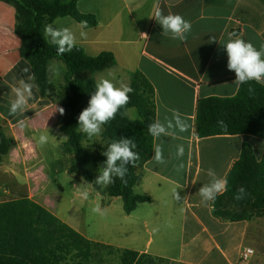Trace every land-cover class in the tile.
<instances>
[{
    "label": "crops",
    "instance_id": "1",
    "mask_svg": "<svg viewBox=\"0 0 264 264\" xmlns=\"http://www.w3.org/2000/svg\"><path fill=\"white\" fill-rule=\"evenodd\" d=\"M157 4L164 14H180L191 23L186 41L161 35L162 27L152 19ZM77 7L83 14L94 15L97 26L81 29L70 17L59 18L52 24L57 28H70L76 34V46L88 56L98 57L104 53L114 56L116 66L95 74V80L111 72L115 82L129 84L133 74L141 72L154 88L156 121L166 127L169 123L172 125L166 135L154 137V147L161 146L164 163L157 164L152 159L153 148L151 159L143 166L141 182L134 189L135 194L148 197L149 202L139 204L130 215L124 212L123 222L128 228L125 234L132 243H124L127 240H122L123 243L94 241L145 253L167 264H264V216L231 222L215 216L213 202L204 205L198 195L199 188L211 179L207 174L209 169L227 179L243 145L247 144L245 136L199 139L195 132L197 101L210 97L231 98L240 87L233 83L235 72L227 68L223 44L235 34L258 50L264 47V0H77ZM13 9L0 3V85L11 92L21 77L26 78L22 69L30 68L19 55L21 42L15 34L16 12ZM81 30L86 32V37L80 36ZM52 66L64 70V65L57 60L50 62L49 70ZM33 92L34 98L28 102L24 116H10L9 102L14 94L7 96L6 92H0V102H6V112L0 111V127L13 140L10 153L0 162V184L4 185L0 188V196L6 184L20 183L21 177L29 180L36 177L33 172L23 176L13 167L27 168L36 159L43 161L36 138L39 134L58 133L69 116L65 100L43 99L36 88ZM57 106L65 109L64 115L55 112ZM177 117L186 130H180ZM19 119L26 121L24 129L18 126ZM58 140L64 155L70 156L64 146L67 138L59 137ZM254 140L260 146L259 155L253 144L248 145L261 159L264 140ZM178 146H183V156L176 155ZM202 149L219 156L204 162ZM174 188L186 198L184 203L183 200L181 203L173 201L171 191ZM24 197L41 205L32 190ZM117 199H107L103 206L109 209ZM143 207L145 209L137 214ZM141 225L158 229V243L163 244L153 247L149 240L146 246L139 247L135 243L134 229ZM244 248L255 252L246 262L240 258Z\"/></svg>",
    "mask_w": 264,
    "mask_h": 264
},
{
    "label": "trees",
    "instance_id": "2",
    "mask_svg": "<svg viewBox=\"0 0 264 264\" xmlns=\"http://www.w3.org/2000/svg\"><path fill=\"white\" fill-rule=\"evenodd\" d=\"M15 9V34L19 37L20 58L26 61L34 74L38 95L43 99L65 100L69 116L60 130L67 136L64 144L72 156L68 174L76 175L90 184L98 176V169L105 162L102 153L113 140L134 139L140 159L136 166H128L125 177L106 187L105 194L121 198L127 215L149 198L135 194V187L142 179L143 166L151 159L154 136L148 133V125L156 121L154 88L141 72H136L129 85L131 102L120 109L116 118L103 126L102 145L89 153L84 142L86 135L78 128V116L88 106L95 91V74L116 66L112 54L104 53L90 57L80 46H75L63 55L57 54L55 45L44 38V28L59 18L70 17L80 24L87 20L88 27H96L94 15L83 14L77 0H0ZM57 60L64 64L63 86L58 92L51 81L49 64ZM135 109L138 120L127 117V111ZM223 121V124L219 123ZM195 132L199 139L216 136H251L264 140V85L255 81L242 84L231 98H202L197 101ZM13 140L0 127V162L12 148ZM227 188L213 202L215 216L231 221H251L264 216V152L261 159L253 148L244 144L238 161L227 179ZM243 186L244 199L234 196ZM120 254L121 264H167V261L136 251L117 249L85 238L82 234L61 221L52 212L28 197L0 203V264H89L98 256L99 249ZM76 261V262H75Z\"/></svg>",
    "mask_w": 264,
    "mask_h": 264
},
{
    "label": "clouds",
    "instance_id": "3",
    "mask_svg": "<svg viewBox=\"0 0 264 264\" xmlns=\"http://www.w3.org/2000/svg\"><path fill=\"white\" fill-rule=\"evenodd\" d=\"M161 27V35L170 37L171 39L186 41L187 34L191 31L192 25L186 21L182 15L168 13L164 14L163 9L157 4L154 7L153 17ZM88 27L87 20L80 22V28L85 29ZM44 38L48 43L55 45L58 55H63L71 51L76 46V34L67 27L57 28L53 24H47L44 28ZM148 37L146 33L141 34ZM81 37H86V32L81 30ZM232 34L223 47L227 53V68L235 72L234 84L239 87L242 84L250 81H255L258 84L264 85V47L257 49L251 42H246L240 37H235ZM215 40V37H212ZM22 73L26 74V78L21 77L16 86L12 89L14 98L9 102V115L10 116H24L27 110L28 102L34 98L33 89L37 88L34 83L35 76L30 73L29 67H24ZM116 78L113 73L108 76H101L95 80V91L91 94L88 101V106L84 108L78 116V128L86 134L89 138L100 136L103 132V126L116 118L120 109L125 108L130 102V93L134 89L126 83L115 82ZM61 115L65 114V109L56 107V111ZM219 123L223 124V121ZM177 124L180 125V130H186L185 126L180 124L177 117ZM18 126L24 129L26 121L24 119L18 120ZM172 125L169 123L167 127L159 121H153L148 125V133L154 137L166 135L168 128ZM48 135H40L38 143L40 145L46 144ZM137 145L134 139L120 138L113 140L107 145L106 150L102 153L106 157L105 162L98 169V176L94 183L102 187H107L119 178L123 183H127L125 177L128 173V166H136V161L140 159L139 153L135 151ZM183 146H178L176 155L183 156ZM152 159L157 164L164 163L163 151L158 144L154 147V156ZM208 176L211 178L209 183L203 184L198 190V195L201 197V203L207 205L209 202H214L218 195L226 191L227 181L218 177L214 170H208ZM84 199L88 198L87 191L81 192ZM246 190L241 186L237 190L234 199L237 201L244 199ZM171 197L176 203H184L186 198H182L177 189L171 191ZM101 216L106 215L107 210L102 209L97 204L93 210ZM158 231V229H154ZM249 252L252 249L248 250Z\"/></svg>",
    "mask_w": 264,
    "mask_h": 264
},
{
    "label": "rangeland",
    "instance_id": "4",
    "mask_svg": "<svg viewBox=\"0 0 264 264\" xmlns=\"http://www.w3.org/2000/svg\"><path fill=\"white\" fill-rule=\"evenodd\" d=\"M58 62L64 65L62 62ZM63 67L64 70H61L52 66L50 70L51 81L58 92L63 86L65 66ZM0 92L2 94L6 92L7 96L13 95L12 92L3 85H0ZM6 95H4L3 99H6ZM5 103V100L3 104L0 102V111L3 113L6 112ZM126 114L131 120L139 119L135 109L128 110ZM53 120L55 119L53 118L52 121ZM58 133L53 132L49 135L48 141L44 145L38 143L39 137L36 138L39 152L44 158L43 161L36 159L29 163V167L27 168L13 167L15 172L23 176L27 173L29 174V172H33L36 174V177L30 180L29 178L21 177L20 183L6 184L5 189H3V191L6 192H1L0 203L17 199L21 196H29V190H32L36 195L35 199L39 201L42 206L47 208L61 221L77 230V232L82 234L85 238L93 241L97 240L111 243H123L122 240H127L124 243H132V239L128 240L129 236L125 234V232H128V228L123 222L125 214L122 199L118 198L115 200L112 207L108 209L103 206L105 201L111 198L105 194L106 187L90 184L76 175L68 174V169L72 164V156L66 157L64 155L62 151L63 147L58 139L59 137L67 138V136L61 130H58ZM245 138L247 144H253L256 154L259 155L260 146L258 142H254V138L249 136H245ZM100 145H102L101 135L91 138L86 135L84 146L89 153H94ZM66 154L69 155L68 152H66ZM218 156L219 154L211 155L207 152V149L204 151L202 149V158L204 162H208L211 158H218ZM2 186H4L3 183L0 184V188H2ZM83 191L89 193L87 199L82 197L81 192ZM136 193L139 194L140 190H136ZM97 204H99L102 209L107 210L106 215L101 216L92 211ZM143 209L145 208L143 207L137 214H140ZM134 234V236H136L135 243H137L139 247L146 246L149 240H152L153 247H159L163 244L158 243L160 232L154 231L151 226H138L134 229ZM71 259L72 258H69L67 260V264L74 263ZM89 264H121L120 254L116 251L109 253L107 248H102L99 249L98 256L93 258Z\"/></svg>",
    "mask_w": 264,
    "mask_h": 264
},
{
    "label": "built area",
    "instance_id": "5",
    "mask_svg": "<svg viewBox=\"0 0 264 264\" xmlns=\"http://www.w3.org/2000/svg\"><path fill=\"white\" fill-rule=\"evenodd\" d=\"M249 249H251V248H244L241 251L240 258H241L242 262L248 261L255 254L253 249L251 252L248 251Z\"/></svg>",
    "mask_w": 264,
    "mask_h": 264
}]
</instances>
